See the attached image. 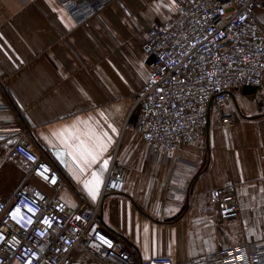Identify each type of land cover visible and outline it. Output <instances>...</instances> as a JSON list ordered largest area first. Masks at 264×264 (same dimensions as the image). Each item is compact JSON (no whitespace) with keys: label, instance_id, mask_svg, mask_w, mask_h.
I'll use <instances>...</instances> for the list:
<instances>
[{"label":"crops","instance_id":"crops-1","mask_svg":"<svg viewBox=\"0 0 264 264\" xmlns=\"http://www.w3.org/2000/svg\"><path fill=\"white\" fill-rule=\"evenodd\" d=\"M174 11V0H116L83 27L56 0H0V128L23 131L59 170L58 196L71 209L99 200L118 144L125 185L103 197L99 223L138 262L183 264L264 237V78L255 94L233 93L230 129L210 117L207 146L206 136L183 146L185 162L146 160L136 120L124 127L150 72L136 32ZM258 19L264 26V9ZM9 153L0 141L1 202L15 192L55 196ZM224 184L236 187V221H220L208 202V191ZM73 264L92 263L78 253Z\"/></svg>","mask_w":264,"mask_h":264},{"label":"built area","instance_id":"built-area-1","mask_svg":"<svg viewBox=\"0 0 264 264\" xmlns=\"http://www.w3.org/2000/svg\"><path fill=\"white\" fill-rule=\"evenodd\" d=\"M76 26L89 27L100 10L116 0H56ZM171 18L136 32L146 59L152 57L143 90L131 96L137 111L134 130L145 144V159L185 162V145L201 143L207 117L225 131L235 123L226 112L233 93L260 87L264 78V26L258 13L264 0H174ZM127 120L124 124L126 126ZM6 135H3V134ZM20 129H1L0 141L12 160L24 159L31 176L41 178L55 196L15 192L0 201V264H73L82 253L92 264H174L169 258L138 262L123 242L99 223L102 199L123 192L127 171L113 152L94 205L71 209L60 198L63 179ZM220 221L239 219L234 184L208 191ZM47 221V223H45ZM183 264H264V237L205 254Z\"/></svg>","mask_w":264,"mask_h":264},{"label":"water","instance_id":"water-1","mask_svg":"<svg viewBox=\"0 0 264 264\" xmlns=\"http://www.w3.org/2000/svg\"><path fill=\"white\" fill-rule=\"evenodd\" d=\"M152 59H153L152 57H149L148 59H146V64L147 65H150ZM256 91H257V87H254V86H244V87H242V93L244 95L255 94ZM209 121H210V117L208 116L207 117V124H206V133H205V136H206V146H207V143H208V140H207V135H208L207 134V129H208ZM98 220H99V222H102V218H101L100 215H98Z\"/></svg>","mask_w":264,"mask_h":264},{"label":"rangeland","instance_id":"rangeland-1","mask_svg":"<svg viewBox=\"0 0 264 264\" xmlns=\"http://www.w3.org/2000/svg\"><path fill=\"white\" fill-rule=\"evenodd\" d=\"M137 117V111L132 112V114L129 116H127V123H126V127L129 125V122H134L136 120ZM118 144L113 148V152L118 150ZM112 152V154H113Z\"/></svg>","mask_w":264,"mask_h":264},{"label":"trees","instance_id":"trees-1","mask_svg":"<svg viewBox=\"0 0 264 264\" xmlns=\"http://www.w3.org/2000/svg\"><path fill=\"white\" fill-rule=\"evenodd\" d=\"M3 92H5V91H3ZM8 101H9L10 105L12 106V103H11V101H10V98H8Z\"/></svg>","mask_w":264,"mask_h":264},{"label":"snow or ice","instance_id":"snow-or-ice-1","mask_svg":"<svg viewBox=\"0 0 264 264\" xmlns=\"http://www.w3.org/2000/svg\"><path fill=\"white\" fill-rule=\"evenodd\" d=\"M105 164H106V162H105ZM93 197H94V193H93ZM45 223H47V221H45Z\"/></svg>","mask_w":264,"mask_h":264}]
</instances>
